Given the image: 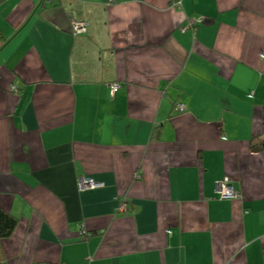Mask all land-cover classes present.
I'll return each mask as SVG.
<instances>
[{"label": "crops", "instance_id": "0c3cea01", "mask_svg": "<svg viewBox=\"0 0 264 264\" xmlns=\"http://www.w3.org/2000/svg\"><path fill=\"white\" fill-rule=\"evenodd\" d=\"M181 1L0 4V264H264V0Z\"/></svg>", "mask_w": 264, "mask_h": 264}, {"label": "built area", "instance_id": "2783aa9c", "mask_svg": "<svg viewBox=\"0 0 264 264\" xmlns=\"http://www.w3.org/2000/svg\"><path fill=\"white\" fill-rule=\"evenodd\" d=\"M46 2H53L54 0H45ZM181 0H172L171 6L172 7H178L180 8L181 6ZM88 26L89 23L86 20H79V19H73L72 20V28H73V33L74 34H82L86 33L88 31ZM187 29H192L194 33V28L192 27L191 24L185 25L181 30L185 32ZM120 89V84L119 83H113L111 84V93L114 96L115 93ZM177 109L180 111L185 110V106L183 104H177ZM79 186L82 190H94L97 188H101L104 186V183L97 181L96 179L90 177V176H81L78 180ZM216 192L218 194L219 198L222 199H233L237 198L240 196V192L233 186L231 183V180L229 177L226 179L220 180L216 184ZM121 211H126V205L123 204L120 207ZM87 232L85 230H82L80 232V236L83 238L87 237Z\"/></svg>", "mask_w": 264, "mask_h": 264}, {"label": "trees", "instance_id": "16d2710c", "mask_svg": "<svg viewBox=\"0 0 264 264\" xmlns=\"http://www.w3.org/2000/svg\"><path fill=\"white\" fill-rule=\"evenodd\" d=\"M5 0H0V4ZM4 39V36L0 30V40ZM253 147H260L261 150H264V132L256 135L252 139ZM19 224V219L9 211L0 207V240L7 239L11 237L17 226Z\"/></svg>", "mask_w": 264, "mask_h": 264}, {"label": "water", "instance_id": "95a60500", "mask_svg": "<svg viewBox=\"0 0 264 264\" xmlns=\"http://www.w3.org/2000/svg\"><path fill=\"white\" fill-rule=\"evenodd\" d=\"M254 151H257V152L260 151V147H255Z\"/></svg>", "mask_w": 264, "mask_h": 264}, {"label": "rangeland", "instance_id": "374dc122", "mask_svg": "<svg viewBox=\"0 0 264 264\" xmlns=\"http://www.w3.org/2000/svg\"><path fill=\"white\" fill-rule=\"evenodd\" d=\"M263 132H264V131H263ZM263 132H262V133H263Z\"/></svg>", "mask_w": 264, "mask_h": 264}]
</instances>
